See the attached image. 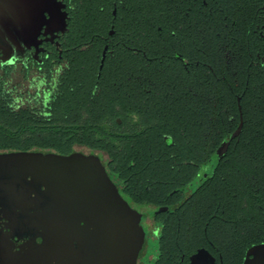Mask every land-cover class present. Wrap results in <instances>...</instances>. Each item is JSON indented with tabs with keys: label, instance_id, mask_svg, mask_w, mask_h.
Returning a JSON list of instances; mask_svg holds the SVG:
<instances>
[{
	"label": "flooded vegetation",
	"instance_id": "1",
	"mask_svg": "<svg viewBox=\"0 0 264 264\" xmlns=\"http://www.w3.org/2000/svg\"><path fill=\"white\" fill-rule=\"evenodd\" d=\"M55 1L65 21L63 30H53L49 25L50 16L44 6L47 0H17L18 8L36 9L42 4L41 24L29 41L35 45L29 44L23 56L17 55L12 63L0 61V72L11 67V72L19 71L23 79L34 73L45 87L26 97L13 86L16 94L11 103L46 115L60 87L68 84V73L78 57L81 84L86 83L93 95L89 98L96 106L120 107L122 102L114 98L124 82L125 90L122 89L128 98V51L143 61L142 103L154 108L151 113L155 107L158 115L165 113H161L165 107H186L193 102L197 88H209L213 81L220 84L232 93L234 102L212 101L213 106L219 108L216 111L220 122L235 126L219 143L212 142L211 133H207L209 136L200 143L199 150L191 148V165L173 166L170 189L164 187L169 183L164 180L148 184L141 179L143 175L132 170L135 165L131 159L126 195L121 180L107 168V154L88 148L85 154L100 158L121 196L140 214L144 241L135 264H241L246 250L260 243L251 240L260 232V213L264 211V182L260 186V179L264 172L257 164L241 163L245 151L241 131L230 140L221 158H217L216 151L239 123L238 104L242 111L246 93L259 88L260 74L264 72V0ZM135 15L139 17L134 23L139 34L128 31ZM29 16L36 21L37 14L21 15L24 19ZM166 97L171 99L165 100ZM125 104L128 106V100ZM191 118L180 120L187 122ZM133 119L137 120L135 126L130 123ZM208 120L217 118L209 116ZM101 121L112 137L123 134L117 132L115 124H124L122 128L128 136L143 128L140 117L128 112L124 119L113 112ZM138 124L141 126L136 129ZM163 139L172 137L165 134ZM175 151L180 153L181 149ZM196 152L202 157L197 158ZM150 193L157 203L146 201L144 194ZM164 207L167 209L159 210ZM184 236L188 237V244ZM17 239L0 237V264H15L19 252L14 244Z\"/></svg>",
	"mask_w": 264,
	"mask_h": 264
},
{
	"label": "water",
	"instance_id": "2",
	"mask_svg": "<svg viewBox=\"0 0 264 264\" xmlns=\"http://www.w3.org/2000/svg\"><path fill=\"white\" fill-rule=\"evenodd\" d=\"M17 3L0 0L1 64L35 45L29 41L40 28L42 4L31 9ZM44 6L49 25L63 30L59 4L47 0ZM238 109L239 123L217 148V158L241 131L240 104ZM139 220L96 154L0 152V237L17 236L15 264H135L144 241ZM241 264H264V241L250 246Z\"/></svg>",
	"mask_w": 264,
	"mask_h": 264
},
{
	"label": "trees",
	"instance_id": "3",
	"mask_svg": "<svg viewBox=\"0 0 264 264\" xmlns=\"http://www.w3.org/2000/svg\"><path fill=\"white\" fill-rule=\"evenodd\" d=\"M131 19L132 28L128 31L139 34L138 27L134 25L135 21H139L138 15ZM74 51L76 54L79 53L77 48ZM119 67L117 69H122ZM143 67L142 59L128 51V98L124 91V82L122 84L124 90L121 88L116 91L114 98L116 102H122V105L106 108L96 106L93 98H89L93 95L90 88L86 87V83L81 84L82 70L79 58L75 57L74 65L68 73V84L60 87L57 96L50 102L46 115L34 114L28 106L16 107L11 103L13 87L8 89L6 86L11 67H5L0 72V152L42 151L70 154L77 151L76 147L100 150L107 154V168L121 180L122 190L126 195L130 171L128 165L131 159L135 165L132 170L134 173H141L143 175L141 179L147 180L148 184L164 180L169 182L165 183L164 187L170 189L174 179L173 166L176 163L185 164V167L191 165L192 158L189 155L191 148L199 150L200 143L209 136L207 133H211V141L217 144L235 126L232 123L220 122L217 112L219 108L212 103L226 100L231 104L234 97L231 96V92L213 81L209 88H197L193 102L186 107L183 105L165 107L161 109V113L165 111L161 115L156 113L155 107V111L151 113V109L154 108L152 106L147 108L142 103L145 99L140 87L144 83L142 81L144 75L141 72ZM119 74L120 72L116 73V76ZM169 98L166 97L165 100ZM127 100L128 106L125 104ZM242 101L241 132L245 151L243 156L241 155V163L247 166L257 164L261 172H264V72L260 74L259 88L247 92L246 98ZM170 110L172 113H169ZM113 112L122 119L125 112L138 115L143 128L138 134L128 136L122 128L124 124H115L117 132L123 134L112 137L101 120ZM209 116H214L217 120H208ZM185 117L192 118L190 122L180 120ZM144 118L149 121L143 122ZM165 134H169L172 140L165 141L163 139ZM176 148H180L181 152L175 151ZM198 152L196 156L201 158ZM244 180L246 181L245 178ZM263 180L264 177L261 176L260 186L263 185ZM144 195L147 202L157 203L155 200L157 198L151 193ZM261 202L264 203V191L261 192ZM260 224V232L251 240L253 243L264 241L263 210L260 213ZM184 238L188 244V237ZM228 243L231 244L229 241Z\"/></svg>",
	"mask_w": 264,
	"mask_h": 264
},
{
	"label": "rangeland",
	"instance_id": "4",
	"mask_svg": "<svg viewBox=\"0 0 264 264\" xmlns=\"http://www.w3.org/2000/svg\"><path fill=\"white\" fill-rule=\"evenodd\" d=\"M6 86L8 89L13 86H17V89L23 93V96L26 97L33 95L36 89L41 91V89L45 87L43 80H40L37 74L33 73L29 78L23 79L21 73L17 70L11 72L10 76L6 80ZM13 94H16V92H13ZM130 123L131 126H135L137 124V120L133 119ZM140 126L141 125L138 124L136 129H139ZM76 150L84 153L88 152V149L84 147H76Z\"/></svg>",
	"mask_w": 264,
	"mask_h": 264
}]
</instances>
